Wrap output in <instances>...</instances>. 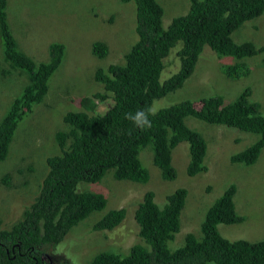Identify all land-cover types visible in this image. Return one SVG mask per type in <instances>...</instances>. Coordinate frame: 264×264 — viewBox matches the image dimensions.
Here are the masks:
<instances>
[{
    "label": "trees",
    "instance_id": "trees-1",
    "mask_svg": "<svg viewBox=\"0 0 264 264\" xmlns=\"http://www.w3.org/2000/svg\"><path fill=\"white\" fill-rule=\"evenodd\" d=\"M134 6L135 42L122 56L121 64L94 70L92 78L100 92L75 98L81 111L63 112V129L53 133L58 154L45 159L46 172L35 198L21 220L8 229L0 223V264H59L46 260L43 248H56L68 233L92 213H100L90 226L95 233L109 232L122 223L123 208L103 213L105 199L100 192L79 191V184L98 183L110 171L115 180L145 183L146 170L138 154L151 149V163L160 178L175 177L171 152L179 143L187 144L185 174L193 177L206 171L203 164L205 142L183 120L192 117L207 124L223 125L254 134L257 139L242 152L229 157L230 163L251 165L264 147V113L248 100L245 88L229 104L219 96L201 98L197 103L182 101L156 110L152 128L141 131L124 119L127 112L146 109L167 93L181 87L195 66L203 46L218 58L233 61L222 65L224 76L238 78L248 74L245 58L264 52V44L255 48L249 42L234 44L231 33L264 11V0H190L186 13L172 18L166 28L161 25L162 9L156 0H119ZM178 70L159 81L170 49ZM0 48L2 60L9 68L25 73L28 83L22 87L0 119V161L8 152L17 124L34 105L43 99L46 82L60 65L64 55L61 43H51L47 60L35 63L17 47L6 16V0H0ZM90 52L98 59L106 54L102 42H93ZM107 104L101 112L98 104ZM5 178V177H4ZM211 190V189H210ZM234 184L223 188L203 212L199 236L186 233L180 247H168L179 230V214L186 192L176 189L158 206L153 194L146 191L133 211L137 227L136 241L123 254L99 251L86 264H264V237L257 241L226 240L218 225H233L243 217L234 209ZM177 247V248H176ZM63 264H70L65 259Z\"/></svg>",
    "mask_w": 264,
    "mask_h": 264
},
{
    "label": "rangeland",
    "instance_id": "rangeland-1",
    "mask_svg": "<svg viewBox=\"0 0 264 264\" xmlns=\"http://www.w3.org/2000/svg\"><path fill=\"white\" fill-rule=\"evenodd\" d=\"M189 1L156 0L162 9V27L166 28L172 18L184 15ZM6 16L18 49L35 63L47 60V48L51 43H61L64 55L46 82L47 91L43 99L17 124L6 157L0 161L2 229H8L22 219L46 172L45 159L58 154L53 133L64 127L61 120L63 112L81 111L79 104L73 100L101 91V86L92 78L94 70L110 64H121L123 54L136 40L132 2L6 0ZM96 41L106 46V54L100 59L90 52L91 44ZM231 41L234 44L249 42L255 48L262 46L264 11L232 32ZM179 46L180 43H177L170 49L159 81L178 70L179 65L175 70L173 54ZM1 54L0 48V119L22 87L28 83L25 73L9 68ZM231 61L230 57L218 58L208 47L203 46L191 75L181 87L154 101L151 106L158 110L182 101L195 104L199 99L211 96H219L223 104H229L247 88L250 90L248 100L256 103L259 113L263 114L264 52L244 59L248 67L246 76H224L221 66ZM98 106L102 112L107 104ZM183 123L205 142V172L193 177L185 174L187 144L182 142L171 152L170 163L175 177L171 181H164L160 178L159 170L151 163L150 147L143 148L139 151L138 159L148 175L145 183L115 180L111 172L107 171L98 183L79 184L77 187L79 191L94 189L100 192L106 202L103 213L123 208L125 215L120 226L109 232L95 233L90 230V226L99 218L100 213H92L79 222L56 248L44 247L45 256L50 260L54 257L59 264H63L60 259L70 264H86L99 251L123 254L137 239L133 211L142 195L146 191L152 192L154 203L161 206L165 196L176 189H184L186 196L179 214V230L168 243L171 250V245L180 247L186 233L199 236L198 224L202 221L203 212L212 199L217 198L221 190L232 183L235 186L234 209L243 220L238 224L218 225L220 236L229 241H257L263 238L264 147L251 165L229 162L230 156L249 147L257 136L223 125L207 124L192 117L184 118Z\"/></svg>",
    "mask_w": 264,
    "mask_h": 264
},
{
    "label": "clouds",
    "instance_id": "clouds-1",
    "mask_svg": "<svg viewBox=\"0 0 264 264\" xmlns=\"http://www.w3.org/2000/svg\"><path fill=\"white\" fill-rule=\"evenodd\" d=\"M156 114V110L150 105L146 109H138L134 113H125L124 119L131 121L136 128L144 131L152 128L153 124L151 117L155 116ZM48 260L50 259L48 258Z\"/></svg>",
    "mask_w": 264,
    "mask_h": 264
},
{
    "label": "flooded vegetation",
    "instance_id": "flooded-vegetation-1",
    "mask_svg": "<svg viewBox=\"0 0 264 264\" xmlns=\"http://www.w3.org/2000/svg\"><path fill=\"white\" fill-rule=\"evenodd\" d=\"M46 257V256H45ZM46 259L48 260V258L46 257ZM48 261H50V260H48ZM51 262V261H50Z\"/></svg>",
    "mask_w": 264,
    "mask_h": 264
}]
</instances>
